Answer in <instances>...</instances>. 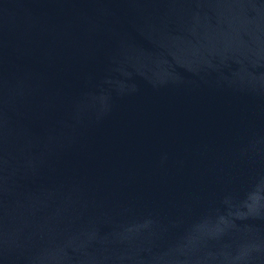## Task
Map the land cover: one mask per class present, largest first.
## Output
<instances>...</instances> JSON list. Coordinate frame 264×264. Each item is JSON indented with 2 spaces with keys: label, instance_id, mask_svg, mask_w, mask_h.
<instances>
[{
  "label": "water",
  "instance_id": "obj_1",
  "mask_svg": "<svg viewBox=\"0 0 264 264\" xmlns=\"http://www.w3.org/2000/svg\"><path fill=\"white\" fill-rule=\"evenodd\" d=\"M0 264H264V0H0Z\"/></svg>",
  "mask_w": 264,
  "mask_h": 264
}]
</instances>
